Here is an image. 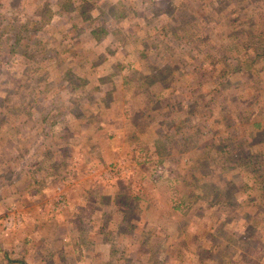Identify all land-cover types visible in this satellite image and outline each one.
Here are the masks:
<instances>
[{"label":"rangeland","instance_id":"374dc122","mask_svg":"<svg viewBox=\"0 0 264 264\" xmlns=\"http://www.w3.org/2000/svg\"><path fill=\"white\" fill-rule=\"evenodd\" d=\"M262 176L264 0H0V264H264Z\"/></svg>","mask_w":264,"mask_h":264},{"label":"trees","instance_id":"16d2710c","mask_svg":"<svg viewBox=\"0 0 264 264\" xmlns=\"http://www.w3.org/2000/svg\"><path fill=\"white\" fill-rule=\"evenodd\" d=\"M258 36V35H257ZM256 57V56H255ZM255 57L253 58V59H255ZM264 176H262V178H263Z\"/></svg>","mask_w":264,"mask_h":264}]
</instances>
